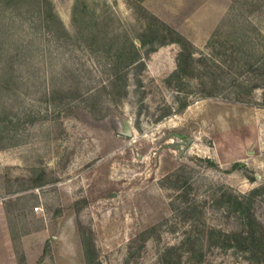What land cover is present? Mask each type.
Segmentation results:
<instances>
[{
  "label": "rangeland",
  "instance_id": "rangeland-1",
  "mask_svg": "<svg viewBox=\"0 0 264 264\" xmlns=\"http://www.w3.org/2000/svg\"><path fill=\"white\" fill-rule=\"evenodd\" d=\"M99 262L264 264V0H0V264Z\"/></svg>",
  "mask_w": 264,
  "mask_h": 264
},
{
  "label": "trees",
  "instance_id": "trees-1",
  "mask_svg": "<svg viewBox=\"0 0 264 264\" xmlns=\"http://www.w3.org/2000/svg\"><path fill=\"white\" fill-rule=\"evenodd\" d=\"M186 104H187L186 102H183V103L181 104V106H180V109L183 108V107H185ZM255 190H256V189H252L251 191L254 192ZM248 251L250 252V253H249V254H250V255H249L250 258H251V259L254 258V255H255L256 251H253V249H250V250H248ZM88 264H90V263H88ZM98 264H101V263L99 262Z\"/></svg>",
  "mask_w": 264,
  "mask_h": 264
},
{
  "label": "water",
  "instance_id": "water-1",
  "mask_svg": "<svg viewBox=\"0 0 264 264\" xmlns=\"http://www.w3.org/2000/svg\"><path fill=\"white\" fill-rule=\"evenodd\" d=\"M191 138H187L186 140V145H188V143L190 142ZM182 150V149H181Z\"/></svg>",
  "mask_w": 264,
  "mask_h": 264
},
{
  "label": "built area",
  "instance_id": "built-area-1",
  "mask_svg": "<svg viewBox=\"0 0 264 264\" xmlns=\"http://www.w3.org/2000/svg\"><path fill=\"white\" fill-rule=\"evenodd\" d=\"M35 208H38V206H36Z\"/></svg>",
  "mask_w": 264,
  "mask_h": 264
}]
</instances>
